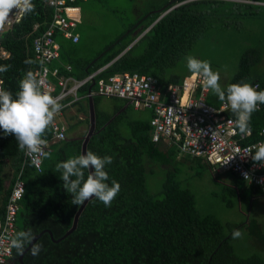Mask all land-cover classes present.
Wrapping results in <instances>:
<instances>
[{
    "label": "trees",
    "instance_id": "obj_1",
    "mask_svg": "<svg viewBox=\"0 0 264 264\" xmlns=\"http://www.w3.org/2000/svg\"><path fill=\"white\" fill-rule=\"evenodd\" d=\"M32 3L34 11L25 13L19 24L0 37V49L7 51L6 57L0 56V66H11L7 72L0 73V90L11 92L13 98H16L23 75L28 70L35 73L38 68L32 43L36 36L47 29L53 16V9L45 0H32ZM173 5L177 6L114 60ZM262 7L264 0H171L147 12L91 60L75 58L76 43L57 32L54 38L60 57L53 66L59 68V75L75 79H82L105 66L96 78L122 72L147 74L157 78L164 91L169 84H181L183 78L190 74L178 75L171 68L204 35L207 25L216 24L217 16L237 11L254 16ZM137 30V35L132 36ZM259 57L255 47L244 50L237 71L223 88L226 89L229 84L247 82L251 85L258 83L257 90L264 91V76L257 75L254 70ZM25 60H32L33 63L25 64ZM65 65H70L71 70L66 71ZM90 86L91 83H88L81 88L80 94L87 93ZM100 98L93 97L95 130L87 143L86 152L113 158V163L105 168L109 175L107 183L111 185L112 180L117 181L120 191L110 207L96 199L87 201L76 228L63 237L71 228L80 206L71 204L72 196L64 189L56 165L81 155L85 133L79 137L67 135L63 140L56 141L51 138L49 128L44 139L48 142L46 152L50 156L44 157L42 171L36 172L29 163L23 166L25 190L20 201L16 233L29 228L34 235L42 232L35 242L43 245L38 257L31 256L29 249L23 256V264H264L258 254L241 257L234 253L230 239L238 225L230 226L229 232L225 233L216 217L198 213L194 195L180 185L173 173L175 164L179 163L177 146H166L167 142L155 143L151 139L150 120L153 112L150 110L146 119H131L127 115L131 105L122 109L127 101L114 98L120 100V104L109 113L99 109ZM86 100L74 104L81 105ZM207 101L215 106L220 103L217 96H210V92ZM83 110L87 112L84 105ZM225 114L235 118L230 109ZM250 126L252 133L242 140V144L259 139V131L264 126V105L253 113ZM17 148L15 136H5L0 130V172L7 158L16 160L17 170L21 169L24 156L23 152H17ZM185 159L196 167L208 168L213 176L214 168L205 159L186 154ZM156 167L168 170L159 194L152 195L147 192L145 179L146 174L152 173ZM225 172L229 178V182L225 183L237 191V195H242L243 187L251 194L263 193L264 188L245 185V181L236 174ZM87 174L86 171L85 178ZM213 178L218 179V176ZM1 184L0 180V193L4 192ZM9 193L10 190L4 192L3 206ZM3 218L4 208H0V220ZM57 239L60 240L54 241ZM17 257L13 248L11 264H21Z\"/></svg>",
    "mask_w": 264,
    "mask_h": 264
},
{
    "label": "built area",
    "instance_id": "obj_2",
    "mask_svg": "<svg viewBox=\"0 0 264 264\" xmlns=\"http://www.w3.org/2000/svg\"><path fill=\"white\" fill-rule=\"evenodd\" d=\"M77 1L45 0L53 9L52 20L32 43L34 56L39 63L35 73L45 82L43 90L58 98L63 105L58 113L77 101L94 96L123 99L134 109H149L153 112L150 120L153 142L174 144L182 154L205 159L214 170L232 172L246 184L264 188V167L255 164L251 155L245 151L264 142V136L259 134L257 141L242 144V140L250 135H242L234 123L235 118L225 114L229 110L225 102L220 101L215 106L207 101L210 90H204L201 78H192L190 73L181 84H169L162 91L157 78L147 74L122 72L96 78L106 66L82 79L59 75V68L53 66L60 57L54 35L59 32L71 42H78L79 35L74 32L80 21V8L75 4ZM16 11L13 10L4 28L0 29V37L22 21L25 13ZM36 28L37 25L34 26ZM0 56L6 57L7 51L0 49ZM65 70L70 71V65H65ZM88 83L91 86L87 93L80 94V89ZM253 87L258 89V83H254ZM50 129L53 140L59 141L66 137L65 126L56 120ZM262 131L264 126L259 133ZM254 152L255 149H252V154ZM23 156L24 162L7 197L4 218L0 222V264H11L13 260V248L10 245L16 233L20 201L25 190L23 166L26 163L31 165L30 159L24 153ZM43 159L41 157L38 168L31 165L36 172L42 171Z\"/></svg>",
    "mask_w": 264,
    "mask_h": 264
},
{
    "label": "rangeland",
    "instance_id": "obj_3",
    "mask_svg": "<svg viewBox=\"0 0 264 264\" xmlns=\"http://www.w3.org/2000/svg\"><path fill=\"white\" fill-rule=\"evenodd\" d=\"M169 1L171 0L79 2L80 21L77 24V31L80 34V41L74 48L76 51L74 57L82 60L93 59L110 42L128 31L131 24L145 16L147 12ZM263 9L262 7V10L254 16H249L247 13L240 14L238 11L217 16L216 24L207 25L204 35L193 43L171 70L178 75L190 73L185 58L191 55L210 62L212 69L220 72V84L223 88L237 71L243 51L255 47L260 57L254 70L257 75L264 76ZM211 95L216 96L210 90ZM118 104L120 100L101 97L99 109L112 113ZM127 115L131 119H146L150 111L129 106ZM165 144L169 145V143ZM177 159L179 163L175 164L176 170L173 173L180 185L194 195L198 213L201 216L216 217L225 233L229 232L230 226L238 225L237 229L242 232V236L238 239L232 237L230 239L234 253L241 257L258 254L264 260V191L256 195L243 187L242 195H237V191L232 190L225 183V181L229 182L227 172L214 170L213 176H218V179H215L208 168L194 166L185 159V154L178 152ZM167 170L156 167L152 173L146 174L145 183L148 193L159 194Z\"/></svg>",
    "mask_w": 264,
    "mask_h": 264
},
{
    "label": "clouds",
    "instance_id": "obj_4",
    "mask_svg": "<svg viewBox=\"0 0 264 264\" xmlns=\"http://www.w3.org/2000/svg\"><path fill=\"white\" fill-rule=\"evenodd\" d=\"M32 0H0V29L10 19L13 10L16 13H29L34 11ZM186 66L192 78L199 77L205 91L211 90L225 107L235 116V125L242 135H251L250 121L259 105H264V91H258L250 83H233L227 88L220 84V72L214 71L210 62L199 60L191 55L186 58ZM31 65L32 60H25ZM11 66H0V73L7 72ZM44 80L38 78V73L28 70L19 82V91L16 98L9 91L0 90V130L5 136L14 135L18 148L30 159L31 165L40 166L41 157H49L45 151L47 140L44 139L46 131L54 123L56 114L63 105L58 98L43 90ZM232 122V121H230ZM264 136V131L259 133ZM252 149H255L252 154ZM255 164L264 167V142L246 149ZM113 163L111 156L100 157L92 151L70 157L56 165V172L60 173L64 189L72 196L71 204L81 206L86 201L96 199L106 207L120 191V184L112 180L111 185L106 165ZM87 177L85 178V172ZM245 178L248 179L245 173ZM242 236V232L234 229L233 239ZM36 237L31 228L19 231L11 239V247L17 255L23 256L26 246L31 245L29 254L38 257L43 251V245L35 242Z\"/></svg>",
    "mask_w": 264,
    "mask_h": 264
},
{
    "label": "crops",
    "instance_id": "obj_5",
    "mask_svg": "<svg viewBox=\"0 0 264 264\" xmlns=\"http://www.w3.org/2000/svg\"><path fill=\"white\" fill-rule=\"evenodd\" d=\"M86 1L87 0H84V2H86ZM77 26H76L74 32L79 35V40H78V42H79L80 41V34L77 31ZM138 30L133 32L132 36L134 34H136L138 32ZM78 42H76V43H78ZM84 103H86L87 105H85ZM84 103H82L81 105L74 104L73 106L68 107V108L62 110L60 113L56 114L54 120L58 121L59 123H61L62 125L65 126V128H66V136L67 135H71V136L79 137V136H82L84 133L86 135V133L88 131V128H89V105H88V100H86ZM83 105L87 109L86 113L83 110ZM128 105H130V104L127 102V104H124L122 109H125ZM79 108H81L82 110H80ZM87 119H88V122H87ZM17 152L18 153L21 152L19 150V148H17ZM18 172H19V170H17V167H16V160H14L13 158H10V159L7 158V159H5L3 161V165H2V168H1V172H0V180L2 181L1 185H2V188L4 189L3 190L4 192L7 191V190L11 191L13 183H14V181L16 179V176H17ZM4 192L0 193V208H4V213H5V205L3 206ZM1 221L2 220H0V222Z\"/></svg>",
    "mask_w": 264,
    "mask_h": 264
},
{
    "label": "water",
    "instance_id": "obj_6",
    "mask_svg": "<svg viewBox=\"0 0 264 264\" xmlns=\"http://www.w3.org/2000/svg\"><path fill=\"white\" fill-rule=\"evenodd\" d=\"M178 5V4H177ZM177 5H173L172 7L168 8L166 11H164L163 13H161L142 33H140L120 54H118L114 60H116L118 57H120L123 53H125L143 34H145L161 17H163L167 12H169L172 8H174L175 6ZM114 60H112L111 62H113ZM110 62V63H111ZM109 63V64H110ZM108 65V64H107ZM88 105H89V128H88V131L86 133V135L84 136L83 140H82V144H81V154H84L86 153V148H87V143L90 139V137L92 136V134L94 133V130H95V107H94V103H93V98H89L88 99ZM87 201L81 205L75 216H74V219H73V223H72V226L71 228L65 233V236H67L68 234H70L77 226V221H78V217L81 213V211L83 210L84 206L86 205ZM50 237L52 238V234L50 231H48ZM42 234L39 233L37 235H35L36 237V240L40 237V235ZM62 237V238H63ZM60 238V239H62ZM53 239V238H52ZM60 239H57V240H54V241H59ZM35 240V241H36ZM31 245H28L26 247V250H25V253L30 249ZM24 253V254H25ZM24 256V255H23ZM23 256H19L17 257L19 263L23 264Z\"/></svg>",
    "mask_w": 264,
    "mask_h": 264
}]
</instances>
